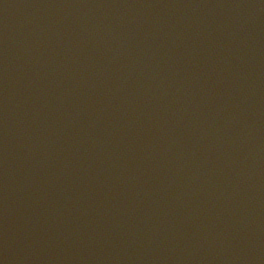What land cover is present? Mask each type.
Here are the masks:
<instances>
[{
    "label": "water",
    "instance_id": "95a60500",
    "mask_svg": "<svg viewBox=\"0 0 264 264\" xmlns=\"http://www.w3.org/2000/svg\"><path fill=\"white\" fill-rule=\"evenodd\" d=\"M0 264H139L81 175L1 92Z\"/></svg>",
    "mask_w": 264,
    "mask_h": 264
}]
</instances>
